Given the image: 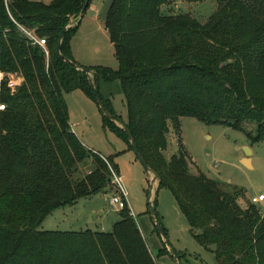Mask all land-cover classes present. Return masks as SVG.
<instances>
[{
    "label": "trees",
    "instance_id": "obj_1",
    "mask_svg": "<svg viewBox=\"0 0 264 264\" xmlns=\"http://www.w3.org/2000/svg\"><path fill=\"white\" fill-rule=\"evenodd\" d=\"M171 1L115 0L104 23L118 69H87L106 111L128 128L196 242L217 264H264V213L243 206L241 192L201 172L181 138V119L188 117L244 132L252 144L264 141V0H217L205 22L164 13ZM85 3L0 0V73L20 81L15 92L6 80L0 86L6 105L0 111V264H156L128 207L111 232L42 229L59 209L114 194L113 172L119 175L113 157L86 147L69 120L68 94L82 91L96 102L88 76L69 63L79 66L71 39L80 24L66 33L64 59L57 55L61 32ZM19 26L46 39L49 54ZM114 82L126 104L125 123L101 93V83ZM103 121L132 149L121 127L104 115ZM249 124L254 134L246 132ZM172 137L177 149L168 158ZM88 160L91 172L77 177Z\"/></svg>",
    "mask_w": 264,
    "mask_h": 264
},
{
    "label": "rangeland",
    "instance_id": "obj_2",
    "mask_svg": "<svg viewBox=\"0 0 264 264\" xmlns=\"http://www.w3.org/2000/svg\"><path fill=\"white\" fill-rule=\"evenodd\" d=\"M27 1L49 5L55 0ZM107 2L108 0H92L90 8L71 39L76 63L83 68L103 67L114 71L118 69L113 45L101 19ZM217 7V0L200 3L172 0L163 11L174 15L187 14L205 22ZM75 21L76 18H72L71 22ZM14 78L18 82L17 90L20 81L16 76ZM101 86V93L111 99L115 114L120 121L121 119L125 121L127 108L120 84L114 82L106 87L101 83ZM66 102L70 124L81 142L104 157H113L118 163V177H121L129 208L135 215L156 264H217L214 254L199 245L189 232L185 216L166 187L157 189L152 199L153 205L156 204V214L165 237L156 231L149 213L151 174L136 158L128 144L110 128L104 127L103 115L94 100L89 99L82 91H74L66 96ZM118 126L122 125L118 122ZM255 131L254 124L246 127L248 133L254 134ZM181 138L185 150L198 169L208 178L241 192L240 201L243 206H248L251 198L264 195V141L252 144L244 132L218 125L209 126L188 117L181 119ZM245 148L251 150L249 156L251 167L243 164L248 154ZM176 149L177 141L172 137L166 157H171ZM91 170V160H88L80 166L77 177H84ZM113 193L81 200L73 207L55 211L44 221L42 229L61 232L86 230L111 232L114 224L121 219V209L113 206L112 200L118 196L122 197V193L116 185ZM258 207L263 214L264 204Z\"/></svg>",
    "mask_w": 264,
    "mask_h": 264
},
{
    "label": "water",
    "instance_id": "obj_3",
    "mask_svg": "<svg viewBox=\"0 0 264 264\" xmlns=\"http://www.w3.org/2000/svg\"><path fill=\"white\" fill-rule=\"evenodd\" d=\"M89 3H90V0H86V3L84 5V8L82 9L78 19L75 21V22H69L65 28L63 29V31L61 32V35H60V38H59V41H58V45H57V55L64 59V57L62 56L61 54V47H62V44H63V40L66 36V33L70 30V29H73L75 27H77L79 24H81L82 22V19L84 18L85 16V13L87 11V8L89 6ZM115 3V0H108V2L106 3L103 11H102V14H101V19L103 22H107L108 21V18H109V14L111 12V9L113 7ZM69 63L75 67L78 71L80 72H83L85 73L87 76H88V80H89V83H90V86L92 88V91L95 95V98H96V102L100 108V110L102 111L103 115L111 122H113L114 124L118 125L117 122L111 117V115L106 111L103 103H102V100L99 96V93L97 91V88L95 87V84H94V81H93V71L90 70V69H87V68H82V67H79L77 66L75 63L69 61ZM124 132L126 133L127 137H128V140L131 144V147H132V150L133 152L135 153L136 155V158L140 161V163L143 165V167L151 174L152 176V185H151V190H150V195H149V211H150V215H151V218L153 220V223L156 227V229L158 230L159 234L164 237V229L163 227L161 226L158 218H157V214H156V209L153 205V202H152V199H153V195L157 192V189H159V185H160V182L158 180V177L153 173L151 172V170L149 169L147 163L145 162L144 158L140 155V153L138 152L137 150V147L135 145V143L133 142L132 140V137L129 133V130L128 128L126 127H123V126H120ZM245 151L248 153L246 156V158H244L243 160V164L246 166V167H251V160H250V155H251V150L249 148H245ZM166 245H167V242H165Z\"/></svg>",
    "mask_w": 264,
    "mask_h": 264
},
{
    "label": "built area",
    "instance_id": "obj_4",
    "mask_svg": "<svg viewBox=\"0 0 264 264\" xmlns=\"http://www.w3.org/2000/svg\"><path fill=\"white\" fill-rule=\"evenodd\" d=\"M11 0H5L6 4H8V2ZM21 31L23 32V34L25 35V37L29 40V42L34 45V46H38L41 49L44 50V52L48 55L49 52L47 50V42L46 39H42L36 36V34L33 31H28L25 30L24 28L20 27ZM17 78V77H16ZM0 79L1 81L6 80L7 83V87L10 90V92H15L16 87H17V81L14 78V75H10V74H5V73H0ZM6 109V105L1 103L0 100V111H4ZM119 175L113 172V177H114V183L116 185V187H118V189L121 190L122 193V197H115L112 200V205L113 206H117L119 209L123 210L126 207L129 208V204L127 201V194L124 192L123 188H122V181H121V177H118ZM250 204L253 205H261L264 204V195H259L257 197H253L250 199ZM130 209V208H129ZM130 215L135 218L134 213L132 212V210L130 209Z\"/></svg>",
    "mask_w": 264,
    "mask_h": 264
},
{
    "label": "crops",
    "instance_id": "obj_5",
    "mask_svg": "<svg viewBox=\"0 0 264 264\" xmlns=\"http://www.w3.org/2000/svg\"><path fill=\"white\" fill-rule=\"evenodd\" d=\"M71 48H72V54H73V57H74V52H73V47H72V44H71ZM74 59H75V57H74ZM76 61V60H75ZM127 121V118L125 119V121H123L122 119H121V122H123V123H125ZM117 124H118V122H117ZM121 125H122V123H120ZM71 127H72V130H73V132L75 133V131H74V129H73V126L71 125ZM262 195V194H261Z\"/></svg>",
    "mask_w": 264,
    "mask_h": 264
}]
</instances>
